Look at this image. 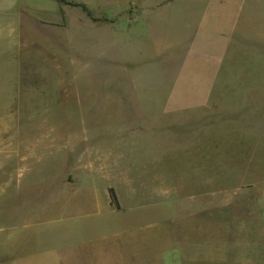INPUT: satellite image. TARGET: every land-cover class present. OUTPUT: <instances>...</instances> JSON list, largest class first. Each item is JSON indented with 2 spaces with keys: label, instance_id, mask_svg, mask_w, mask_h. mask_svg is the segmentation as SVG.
<instances>
[{
  "label": "rangeland",
  "instance_id": "obj_1",
  "mask_svg": "<svg viewBox=\"0 0 264 264\" xmlns=\"http://www.w3.org/2000/svg\"><path fill=\"white\" fill-rule=\"evenodd\" d=\"M0 28V151L37 208L0 164V264H58L86 221L39 207L93 186L149 264H264V0H0Z\"/></svg>",
  "mask_w": 264,
  "mask_h": 264
},
{
  "label": "crops",
  "instance_id": "obj_2",
  "mask_svg": "<svg viewBox=\"0 0 264 264\" xmlns=\"http://www.w3.org/2000/svg\"><path fill=\"white\" fill-rule=\"evenodd\" d=\"M29 13L31 14V12H28L27 15L26 14L25 15L28 16ZM35 14L36 11L34 15ZM0 35L5 37V33L2 28H0ZM5 43L7 44L6 46L7 50L9 51L13 50V46L10 38L5 39ZM22 43L23 41L21 40V44ZM3 63L5 64V62ZM11 63L12 65L14 64V67H17V71H15L16 76L6 77V79L16 78L17 80H19L20 77L28 78V76L20 74V63L18 61H11ZM30 78H35V77H30ZM0 80H3V78L1 77ZM0 128L2 130V127ZM2 147H4V144ZM31 160H34V158H31L25 154H21L20 152H17L13 149L10 152H8V154L6 152L4 153L3 150L0 151L1 165H3V163L6 164L8 162H11L13 167L16 168L19 165L18 177L17 178L13 177L10 187L13 195L11 210L13 209V212L16 213L17 215L22 214L27 217L34 215L35 212L37 211V208H34L33 202L31 200L33 198H29L30 185L28 183V180L25 179V173H24V171L26 170V163H29ZM3 170L5 171L6 169L1 167L2 172ZM77 176H79V174H77ZM86 181L87 179H83L82 184L85 183ZM60 184L61 183H59V185L56 186V188L54 189L55 191H59L58 188L61 187ZM80 187L81 186H78V188ZM50 191L51 189L49 187L47 188V190L46 188H44L42 194L46 193L50 195L49 194ZM77 193L79 194L80 190H78ZM80 195L81 197L79 199V202L76 204V208L74 211L71 210L70 207L71 205L67 198H65V202H63L62 199H60L59 202H57L56 199L55 201H52L50 205H46L45 207L43 205H41V208L38 206L41 211L48 210L58 215L59 218L57 219L56 222L58 224L65 223L66 229L67 226H69L71 223L76 225V222L78 221L80 222L86 221V228L82 229L84 234H80L81 232L77 233L76 231L75 237H69L66 235L65 238L71 240L70 242H74V243L65 246V249L58 252L57 255L55 256L52 255L53 259L59 260L58 264H149V261H151V259L154 260L152 257H156L158 260L161 259L158 253L156 255L151 253V257L148 256V254L150 253L148 251L149 250L148 248L149 245L151 246V244H150V237H148L147 235H142V234L137 235L135 233V235H137V236L134 235L135 237L133 236L116 237V236H109V234L107 235L104 234L108 232L107 228H108V224L110 223L109 214L112 213L111 215L113 216L116 215V209L114 206L111 205L109 189L106 188V186L102 193L98 188L94 186L86 187L85 190H82ZM31 197H34V193L31 195ZM80 202L82 203L81 205L79 204ZM88 203L89 205H86ZM84 206H89L91 210H89V207H84ZM100 217L104 218L105 222L99 224H97L96 222L94 223V219H99ZM98 228H100L101 230ZM99 235H101L100 238ZM40 260L44 261L40 264H47L45 262L46 260L43 258L36 259L35 261L37 262ZM18 264H30V263L29 261L28 262L20 261Z\"/></svg>",
  "mask_w": 264,
  "mask_h": 264
},
{
  "label": "trees",
  "instance_id": "obj_3",
  "mask_svg": "<svg viewBox=\"0 0 264 264\" xmlns=\"http://www.w3.org/2000/svg\"><path fill=\"white\" fill-rule=\"evenodd\" d=\"M58 2H63V0H57ZM109 195L111 199V205L114 206L117 210L120 209V204L116 195V192L113 188L109 189Z\"/></svg>",
  "mask_w": 264,
  "mask_h": 264
}]
</instances>
